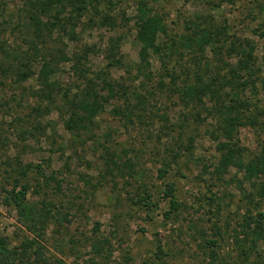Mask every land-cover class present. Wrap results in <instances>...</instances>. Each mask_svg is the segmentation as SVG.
<instances>
[{
    "label": "rangeland",
    "instance_id": "374dc122",
    "mask_svg": "<svg viewBox=\"0 0 264 264\" xmlns=\"http://www.w3.org/2000/svg\"><path fill=\"white\" fill-rule=\"evenodd\" d=\"M0 237L16 264H264V0H0Z\"/></svg>",
    "mask_w": 264,
    "mask_h": 264
},
{
    "label": "trees",
    "instance_id": "16d2710c",
    "mask_svg": "<svg viewBox=\"0 0 264 264\" xmlns=\"http://www.w3.org/2000/svg\"><path fill=\"white\" fill-rule=\"evenodd\" d=\"M50 2L52 3V1ZM141 13L142 17L139 26V37L143 43L141 54L142 57L145 58L149 54L150 47L153 46V41L155 40V38L159 34L166 32V27L162 16L149 14L145 8V5L143 8H141ZM252 53L253 51L252 49H250L247 55L248 58H252ZM44 74L45 77L46 75H48L47 72H45ZM204 88L205 87L202 86L192 85V87L189 88L188 95L194 98V96H197L199 92H203ZM109 89L112 94L115 93V89L112 85L109 86ZM197 97H199V95ZM197 99L201 100V98ZM80 106V113L75 114L76 118L74 119L76 128L79 125L84 124L87 120H90L95 117L100 112V110L104 108L103 104L97 102L91 103L90 101L84 99H82ZM232 161V155H224L225 164L227 162ZM221 163L222 165L224 164L223 162ZM249 170L251 172L253 171L251 168H249ZM26 191L27 186L23 187V191L15 192L13 197L16 199L17 207L19 208L20 214L28 220V223H26L27 227L39 236H41L45 231V223L47 222L48 214H50V212L44 210H37L32 213L31 211L29 212V209L27 208L24 202ZM165 195L170 198V209L166 213L168 215L174 211H177L180 208V203L176 198L175 187L173 184H167ZM37 251L38 249L35 251L38 257L43 258V255H39V252ZM16 262V253L14 254V252L8 248L6 240L3 237H0V264H16Z\"/></svg>",
    "mask_w": 264,
    "mask_h": 264
}]
</instances>
